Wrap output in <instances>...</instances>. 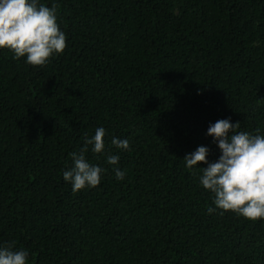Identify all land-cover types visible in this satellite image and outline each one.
I'll return each instance as SVG.
<instances>
[{"label": "trees", "instance_id": "16d2710c", "mask_svg": "<svg viewBox=\"0 0 264 264\" xmlns=\"http://www.w3.org/2000/svg\"><path fill=\"white\" fill-rule=\"evenodd\" d=\"M39 3L67 46L42 67L0 49V246L26 264H264V219L217 208L207 164L183 159H219L221 119L264 135V0ZM98 127L86 157L105 171L74 193L63 172Z\"/></svg>", "mask_w": 264, "mask_h": 264}, {"label": "clouds", "instance_id": "9594fccd", "mask_svg": "<svg viewBox=\"0 0 264 264\" xmlns=\"http://www.w3.org/2000/svg\"><path fill=\"white\" fill-rule=\"evenodd\" d=\"M66 46V35L57 23L56 4L48 7L39 0H0V49L7 48L14 58L26 57V63L42 67L54 54L63 53ZM239 128L240 122L232 123L230 118L209 126L207 134L221 151L217 161L208 162L210 150L206 146H199L183 159L189 169L200 162L207 164L200 183L214 193L213 204L217 208L256 221L264 219V135L238 131ZM105 134L103 127H98L91 137L85 134L80 150L70 153L73 166L63 172V179L72 184L74 193L100 184L105 170L91 164L86 153L90 145L93 153H102ZM111 143L116 148L130 150L127 139L114 137ZM119 159L118 155L107 156L111 165L118 164ZM125 175V171L115 169L117 180H123ZM215 210L209 208L208 212ZM13 249L14 242L0 246V264H26L28 251Z\"/></svg>", "mask_w": 264, "mask_h": 264}]
</instances>
